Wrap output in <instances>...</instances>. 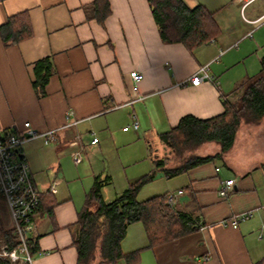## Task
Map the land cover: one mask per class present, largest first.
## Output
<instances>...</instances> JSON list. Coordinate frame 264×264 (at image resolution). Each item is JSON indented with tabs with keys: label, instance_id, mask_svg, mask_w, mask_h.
<instances>
[{
	"label": "crops",
	"instance_id": "crops-1",
	"mask_svg": "<svg viewBox=\"0 0 264 264\" xmlns=\"http://www.w3.org/2000/svg\"><path fill=\"white\" fill-rule=\"evenodd\" d=\"M91 1L0 0V24L26 9L33 27L32 36L16 44L5 45L0 37V130L25 132L26 121L38 131L59 128L57 139L49 144L36 137L22 146L41 190L30 232L37 246L33 264L78 263L73 243L78 212L101 173L90 170L83 157L71 174L66 161L85 136L93 138L90 131L98 141L83 142L82 156L87 146L100 151L102 140L115 142L121 139L117 130L126 133L130 128L134 137L142 136L148 143L158 138L163 155L160 132L185 114L209 117L221 112L223 98H233L237 84L261 69L264 20H253L264 14V0L245 8L242 0H184L190 7L203 4L213 10L220 27L214 40L192 50L182 42L163 41L148 0H110L111 12L102 22L87 17L84 6ZM47 56L52 72L46 93L38 96L34 65ZM207 63L214 80L203 78L193 84L189 76ZM133 70L142 74L139 80L130 76ZM67 111L78 122L62 127ZM133 116L139 120L138 128L119 130L125 122L132 123ZM204 145L210 149L201 153L214 154L219 148L213 142ZM263 165L264 119L241 125L222 158L173 176L179 179L174 203L197 218V229L147 247L143 224L131 223L121 248L125 253L142 249L135 262L122 257L116 264H264ZM228 178L234 184L222 196L219 188ZM73 183L82 190L75 193ZM248 209H254L249 219L222 222ZM12 224L9 206L0 195V228Z\"/></svg>",
	"mask_w": 264,
	"mask_h": 264
},
{
	"label": "trees",
	"instance_id": "trees-1",
	"mask_svg": "<svg viewBox=\"0 0 264 264\" xmlns=\"http://www.w3.org/2000/svg\"><path fill=\"white\" fill-rule=\"evenodd\" d=\"M148 3L165 42H182L192 50L214 40L220 31L214 11L203 4L190 7L184 0H148ZM84 8L87 17L96 18L99 22L111 12L110 0H92ZM32 34V22L26 9L9 15L0 24V37L5 45L16 44ZM260 63V72L239 82L233 90V98H223L224 108L221 112L209 117L185 114L176 125L160 132L165 153L155 155V167L162 168L167 177H173L194 166L222 158L234 145L241 125L261 123L264 119V55ZM34 68L35 93L43 96L52 72L50 58L47 56L37 60ZM209 142L218 144V151L214 154L199 152L198 148ZM149 150H152L150 144ZM153 177L154 172H151L130 181L121 193L107 201L102 195V187L111 183L112 177L95 176L76 220L78 232L73 243L78 251L77 264H116L122 257L131 263L135 262L142 248L125 253L121 241L128 226L137 221L144 226L147 247L177 238L199 227L197 218L178 208L169 199V191L145 199L137 198L141 186ZM92 204L94 208H91ZM0 234L10 245L17 243L12 228H0ZM30 247L35 253L36 242H31ZM0 264L12 263L0 259Z\"/></svg>",
	"mask_w": 264,
	"mask_h": 264
},
{
	"label": "built area",
	"instance_id": "built-area-1",
	"mask_svg": "<svg viewBox=\"0 0 264 264\" xmlns=\"http://www.w3.org/2000/svg\"><path fill=\"white\" fill-rule=\"evenodd\" d=\"M242 7L245 8L250 2L254 0H242ZM264 20V14L259 16L256 21ZM253 31V30H252ZM252 31L249 34H252ZM209 64H203L193 72L189 79L193 84H198L203 78H211L208 71ZM130 76L134 80H139L142 77L140 72L135 70L130 72ZM71 111H67L65 115L66 122L62 127H69L75 125L78 120L70 119ZM132 127L138 128L139 120L133 116ZM25 132H14L9 129L0 130V195L6 200L13 224L12 231L15 235L17 243L10 245V243L0 234V259H6L12 264H33L34 253L31 251L30 243L35 239L30 235L33 228V218L36 214L40 200L41 190L37 187L29 163L22 153V146L25 142L42 137L44 143L49 144L57 139L59 128L48 129L46 131H38L33 128L29 121L24 123ZM123 129H128L123 126ZM93 136L92 142L98 141L95 131H90ZM81 140L80 134L76 136ZM84 148L83 142H80L78 150L72 153L74 163L78 164L82 161V150ZM219 169V167H216ZM234 184L233 178L224 180L219 188V194L226 196L232 189ZM182 192V190H179ZM169 199L174 201V194L170 193ZM254 209H248L241 212H236L228 218L223 219L222 222L238 223L240 220L249 219L253 216ZM264 230V223L261 226ZM259 236H262L259 233Z\"/></svg>",
	"mask_w": 264,
	"mask_h": 264
},
{
	"label": "rangeland",
	"instance_id": "rangeland-1",
	"mask_svg": "<svg viewBox=\"0 0 264 264\" xmlns=\"http://www.w3.org/2000/svg\"><path fill=\"white\" fill-rule=\"evenodd\" d=\"M119 119L123 123V115H120ZM125 123L124 126L128 128L132 126V123L129 121ZM122 127L120 125L119 130L122 131ZM134 133L136 132L132 128L126 133H121L117 130L116 135H121V139L118 138L115 142L110 139L102 140L100 151L98 149H90L87 146L85 153H83L82 158L84 157V164L86 163V166L90 170L94 169L97 173H101V178H106L107 175L112 177V182L104 185L102 188L104 197L107 199L114 198L128 186L130 181L139 179L151 172H154V177L141 186L137 194L138 199H145L166 191L173 194L177 193L178 190L175 185L179 179L176 177H167L162 168H157L154 165L153 158L155 155H162L163 148L160 140L158 138L151 139L148 143L142 136L139 137L140 139L134 137ZM91 138L88 135L82 141L84 143L86 141L89 142ZM147 144H150L152 147L151 151L148 149ZM208 149L210 148L204 144L198 148L200 152ZM66 165L70 173L73 174L75 165L71 155L68 157ZM86 173H88L87 170L83 172V175ZM81 179L83 183H87L88 181L83 176H81ZM72 186L75 193L82 190L77 184L73 183ZM91 208H94V204L91 205Z\"/></svg>",
	"mask_w": 264,
	"mask_h": 264
}]
</instances>
